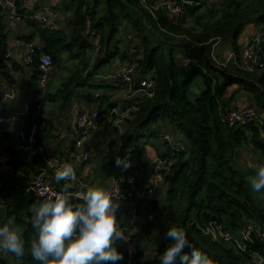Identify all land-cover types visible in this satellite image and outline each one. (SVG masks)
Listing matches in <instances>:
<instances>
[{
	"label": "trees",
	"instance_id": "trees-1",
	"mask_svg": "<svg viewBox=\"0 0 264 264\" xmlns=\"http://www.w3.org/2000/svg\"><path fill=\"white\" fill-rule=\"evenodd\" d=\"M99 3V0H66L64 11L72 12V17L66 21L67 30H50L27 19L25 25L33 32L23 34L20 40L26 45L33 43L36 47L35 62L29 65L36 86L41 77L37 60L42 55L50 56L56 66L64 53H69L71 58L82 54L81 66L76 68L57 93H49V97L44 99H61L64 105L75 89L89 86L93 72L109 64L112 59L131 62L132 58H138L136 79L151 78L157 86L153 96L144 98L138 111L124 120L125 144L144 146L154 138L157 141L154 148L158 154L171 157L173 150L170 143L162 134L150 129L152 124L163 120L180 133L179 139L187 145L186 151L176 155L175 164L162 171L166 184L165 202L153 197L139 198L130 192L132 196L128 200L134 203V215L129 216L126 225L130 230L129 239L115 244L124 257L117 264H160V256L173 243L167 237V231L172 227L183 229L189 243L207 254L213 264H257L259 256L264 258L263 240L254 237L251 242L245 243L243 251H237L231 245L205 235L203 228L213 221H220L232 234L239 235V230L246 223L254 224L257 231L264 227V202L254 197L250 183L256 169L262 165L246 168L235 166L236 153L250 148L264 162V121L245 128H230L224 122L227 107L220 98L229 87L237 85L240 91H245L253 99L257 111H264V68L253 73L236 66L220 68L211 58L217 39L229 42L240 56L242 51L237 41L245 27L253 23L263 28L264 58V0H230L221 7L206 9L203 15L200 14L203 6H186L185 14L193 17L197 25L195 28H187L183 17L176 21V15L163 10L153 15L140 6L138 0H104L103 13L98 7ZM18 10L21 14H29L26 9ZM125 26L138 39L134 56L120 45L122 38L119 34ZM0 29V82L13 84L14 73L22 71L23 67L9 57L8 33L1 25ZM99 31L102 46L100 56L93 70L87 71L90 65L85 55L94 49L91 33ZM177 37L182 42L174 44ZM193 42L201 46L188 52ZM180 47H184L185 54L198 63L187 69L181 67ZM208 69L219 74L221 84L218 88L216 85L214 88L215 81L209 77ZM196 77H205L208 86L199 96L191 99L189 92ZM91 98L87 97L88 100ZM114 106L104 100L100 114L108 113ZM42 110L38 111L31 105L29 114L23 118V130L37 127L36 143L39 149L43 145L40 133ZM116 152L117 144L113 141L103 160L107 175L111 177L121 176L115 162ZM45 159L41 154L33 155L32 163L40 169L38 173L47 166ZM29 181L27 175H20L16 171L0 176V211L5 214L6 220L16 221L24 231L25 252L22 257L16 258L22 264H40L30 252V243L37 238L31 217L32 206L45 198L26 194ZM129 245L134 248L132 253L128 251ZM149 247H156V250H153L154 256L147 259ZM184 251L190 252L191 249L185 248ZM0 264L8 262L0 258Z\"/></svg>",
	"mask_w": 264,
	"mask_h": 264
},
{
	"label": "built area",
	"instance_id": "built-area-1",
	"mask_svg": "<svg viewBox=\"0 0 264 264\" xmlns=\"http://www.w3.org/2000/svg\"><path fill=\"white\" fill-rule=\"evenodd\" d=\"M38 1V0H34ZM140 6L148 10L153 15L156 11L163 10L170 13L173 16H182L185 13L186 6H194L195 2L186 1V0H163L155 1L153 0H138ZM0 5L2 6V15L1 20L9 24L22 25L25 24L27 19L35 21L36 23L42 25L44 28L50 30H67V25L65 22V16L61 11H54L42 5L39 9L30 8L29 14H21L18 10V0H1ZM64 22V23H63ZM1 30V29H0ZM91 37L93 39L92 45L94 49L99 54L101 52V32H92ZM263 34L262 35H253L249 40L248 45L242 50L240 56L233 49L229 50L226 58L223 61H219L215 57V52L212 50L211 58L214 62H217V65L220 68L239 67L240 69L253 73L256 70L264 68V58L262 55V44H263ZM216 47L220 43V39H217ZM201 46L199 43L189 47L190 50L195 49V47ZM213 47V49H214ZM27 53L23 56V63L25 65H32L35 62V49L33 43L26 45ZM135 50L130 51V55L134 56ZM37 61H39V67L41 71V77L37 83L38 92L32 100L25 102L24 111L20 113H15L10 119L13 121L17 117H25L30 112L31 105H34L38 111L43 109V102L46 95V90L49 87V82L51 80L52 74L54 72L55 66L52 58L48 55H42ZM179 65L183 68H189L196 65L198 62L189 54L183 55L179 60ZM138 58H132L131 62H125L119 71L115 75H109L104 77L109 81H113L116 87L128 86L130 90L126 95H124L125 103L124 110L120 112L117 110H112L109 115V121L112 122L113 126L118 131V141L120 145L116 152V158L120 157L125 161L124 164L118 166V170L121 174L119 177H112L113 187L108 192L112 194L114 200H119L128 197H131L132 191L137 195V197H152L155 195L156 191L165 184V178L162 173L167 167H171L176 162V155L179 152L186 151L187 145L182 142L180 139H175L170 135H164V139L167 140L173 153L171 157H157L154 160H139L138 155L141 151V145L137 144H125L124 135L125 127L124 120L131 116L132 113H135L139 109V105L144 98L152 97L157 83L151 78L136 79L138 74ZM17 92L15 87L11 88L10 92L0 95V123L6 120L5 117V102L15 98ZM104 117L107 118L106 115ZM103 115L100 114L98 109L90 111H82L76 120H75V132L78 135V139L75 141L74 149L69 153V160L59 159V158H48L45 159L47 166L40 173L33 176L27 186L26 194H34L40 198H47L52 192H58L62 188L54 186L47 180L46 169L51 168L57 171L65 163H74L79 161L81 163L89 160V152H84L79 154L80 150L83 148L84 141L87 137L95 130L99 129L101 126V121ZM224 122L230 128H245L250 125H255L258 123H263V120L258 117V111L256 106H246L242 108H230L226 111L223 116ZM36 134L37 127L33 126L30 128H25L20 134V140L16 147L17 151H30L33 155L42 154V150L37 148L36 143ZM116 160V159H115ZM0 164H5L4 161L0 159ZM134 172V174H130ZM143 172H148L150 175L151 181L147 182L142 189L137 188V174ZM74 188L70 189L72 192L77 191H86L90 188L89 183L86 180H83L80 176L76 175V180L72 181ZM134 203L130 210L127 213V216L132 217L134 215ZM203 233L209 236L211 239L217 242H224L231 247L235 248L237 251H243L245 249V243L251 242L254 237L260 238L264 241V227L256 230V227L252 223H246L240 230L239 235L232 234L228 231L222 222L213 221L203 228ZM125 236V235H124ZM129 237L125 236V240H128ZM129 253L134 251L132 245L128 246ZM128 264H131L130 262ZM257 264H264V258L259 256Z\"/></svg>",
	"mask_w": 264,
	"mask_h": 264
},
{
	"label": "crops",
	"instance_id": "crops-1",
	"mask_svg": "<svg viewBox=\"0 0 264 264\" xmlns=\"http://www.w3.org/2000/svg\"><path fill=\"white\" fill-rule=\"evenodd\" d=\"M65 1L66 0H38V1L25 0L24 2V0H20V2L24 3L23 5L24 8L22 9H26V12H29L30 8L32 7L37 8L38 6L40 8L42 5H46L47 7H49L54 11H61L62 10L61 6L65 3ZM99 1L100 3H104V0L103 2L101 0ZM155 1H163V0H153V3ZM186 1L195 2L196 6H203V8L200 10V12H202L205 11L206 9L221 7L230 0H186ZM65 13L69 14V16L66 19L67 21L72 17V12L70 11ZM1 15H2V6L0 5V23H1L0 25L5 29V32L8 33L9 57L16 62L21 63L23 70L14 73L15 82L13 84H8L6 81L0 82V95H4L5 93L10 92L11 88L13 87H15L17 92L15 98L5 102L4 115L6 117V120L0 123V159L5 163L3 165L0 164V176H7L16 171L18 172V174L24 176L27 175L29 179H31L33 176H35L38 173V171H40L38 166L32 163L33 154L27 150L26 151L16 150V147L20 140V134L25 127L24 119H23L24 117H17L13 121L10 118L15 113H20L24 111L25 102L28 100H32L37 92L36 83L32 79V68L26 66L22 61L23 56L27 53L28 48H26V44L20 40V37L23 34H31L33 32V29L29 28L25 24L13 25L6 23L4 20L3 21L1 20ZM181 17H183L182 21L184 24H186L187 28L190 27L191 22L194 24L193 25L194 27H190V28L197 27V25L193 22L194 21L193 17L185 13L180 17L176 16L174 20L177 21ZM257 25L259 24L253 23L252 25H248L245 27L242 35L237 41L239 43V47L241 51L248 45L249 40L252 38V36L257 34L256 33V30L258 29ZM10 27H12L13 29H11ZM124 28H127V26H125ZM131 32H132L131 36L136 38L134 32L132 30ZM122 49L125 50L124 48ZM231 49L232 47L231 44L229 43V48L225 50L223 54H221L222 55L220 57L221 60L222 58L223 60L226 58L229 50ZM128 54L130 55V50L128 51ZM64 55H67L69 58H71V56L67 53H64L61 58L65 57ZM80 56H82V54ZM80 56H78L77 58L72 57V59H78ZM99 56L100 53L98 54L95 49L93 50L91 49L86 53L85 59L87 60V62H89L90 65L87 71L93 70L94 66H96L95 64ZM119 60L120 59L118 58L112 59V61L106 65V66L110 65V67L112 68L105 70V72L102 70L103 67L96 70V72H93L94 76L91 78V82H93V84H90L89 86H81V88L75 89L69 101L66 103V105L61 103V99L54 98L53 100H50L53 104H55L52 110L54 109V107L56 108L58 107L57 103L62 104V107L60 108V110L58 109L57 112H52L51 110L50 114H46L44 111L46 107L45 102L43 103L44 108L41 112L43 119V123H42L43 125L40 128L41 143L43 144L40 148L43 152L41 155L46 159L59 158V159L69 160V153L74 149V144L76 143L75 141L78 139V135L76 134L74 129L76 124L75 120L77 116L80 113H82V111H90L96 109L100 111L102 102L104 100L105 103L107 104L115 105L109 110L108 113L105 114L107 118L104 117L102 119L101 121L102 123L99 129L93 131L84 141L85 143L83 145V148L80 150L79 154H83L84 152H89L90 154L89 160L83 163L79 161L70 163L75 171V174L77 176H80L83 180H86L89 183L90 187H101L107 192L111 190V188L113 187V180L111 176L107 175L106 169L104 168L103 165L104 164L103 160L110 151L111 142L116 141L117 149L120 145V141H118V131L115 128V126H113V124L109 121L108 117L112 110H117V111H120L122 109L124 110L125 108L124 105L125 103H127V101H124V95H126L130 90V88H128V86L126 85L121 87H116L113 81L104 79V77H107L109 75H115L119 71L121 66L126 62L123 60L120 61ZM72 67L73 66H65L64 70H60V72L63 71L65 78L69 79L70 75H72L76 70L74 69V71L71 72V70L73 69ZM58 70H59L58 66L56 65L52 75H57L56 73L58 72ZM103 79L105 81L104 82L105 84H103ZM100 85H107V86L101 87ZM87 88L88 89L96 88L100 90H97V92L93 94L91 91L87 90ZM48 89L46 90L45 97L47 96ZM57 91L55 93H57ZM55 93H51V94L54 95ZM88 96L92 97L91 100L87 99ZM220 98L221 100L224 101L227 110L235 107L242 108L246 106L255 105L253 99H251V97L245 91H240L237 85L229 87ZM115 99L118 100L119 105H116L117 103L114 101ZM56 116L59 117L58 118L59 120L55 119ZM44 125H45V129L43 131ZM159 133L162 134V136L170 135L175 139L178 138L175 132L169 134V132L167 133L160 131ZM112 136H114L115 139H113ZM156 142L157 141L154 138H152L147 143H145L144 146L141 147L142 151L140 154V159L144 161L154 160V158L160 156L157 150L154 148V144ZM55 174L56 171L54 169L51 168L46 169L47 180L50 183H52L54 186L63 188L65 184H72V188L75 187L71 180H67V181L62 180L59 183H57L55 179ZM137 179H138L137 188L140 190L142 189L143 186L146 185L147 182L151 181L152 178H150L148 172H143L141 174L140 173L137 174ZM165 191H166V184H163L156 191L155 194L156 195L159 194V196L161 195L164 196ZM114 202L119 205L116 213L118 230H123L124 235L128 236L130 230L128 229V226H126L127 224L125 223L127 222V219L129 220V217H127V213L132 206V202L126 198L114 200ZM153 253H154L153 251L151 253L147 252V259L152 258L154 256Z\"/></svg>",
	"mask_w": 264,
	"mask_h": 264
},
{
	"label": "clouds",
	"instance_id": "clouds-1",
	"mask_svg": "<svg viewBox=\"0 0 264 264\" xmlns=\"http://www.w3.org/2000/svg\"><path fill=\"white\" fill-rule=\"evenodd\" d=\"M117 166L125 163L116 158ZM57 183L75 181L71 164L65 163L55 174ZM254 191L264 190V166L250 179ZM65 184L43 201L32 206L31 224L37 238L30 243V252L40 264H117L123 254L115 246L124 240L117 227V210L112 194L101 187L72 192ZM167 237L173 241L160 256V264H213L209 256L190 244L183 229L172 227ZM26 240L22 228L14 224L0 226V248L22 257ZM190 248V252H185Z\"/></svg>",
	"mask_w": 264,
	"mask_h": 264
},
{
	"label": "rangeland",
	"instance_id": "rangeland-1",
	"mask_svg": "<svg viewBox=\"0 0 264 264\" xmlns=\"http://www.w3.org/2000/svg\"><path fill=\"white\" fill-rule=\"evenodd\" d=\"M90 1H93V0H90ZM103 2V0H101ZM25 2V0H24ZM24 3L23 2H20V0H18V9H22L24 8L23 7ZM98 7H100V12L103 13V8H104V3H99ZM39 7L37 6V8L35 9H38ZM61 11L63 12L64 16L65 17V21L67 19V17L69 16V14H66L65 11H64V8H63V5L61 6ZM206 10L205 11H202L200 12L202 15L205 14ZM209 17V16H208ZM210 18V17H209ZM14 25V24H13ZM194 24L191 22V25L190 27H194L193 26ZM258 29L256 30V33L258 35H262L263 34V28L261 25H257ZM189 27V28H190ZM11 29H13L12 27H10ZM122 39L120 40V45L122 46L121 48H124L125 50L127 51H131V50H135L136 51V47L138 46V39H136L135 37H132V32H131V29L130 28H123V30L121 31V33L119 34ZM180 37H177L176 38V41H174V44L176 43H179V42H182V39H179ZM91 41H93V39L91 38ZM193 46L195 45V43H191ZM229 48V43L228 42H224V41H220V43L214 47L213 51L215 52V57L219 60V61H223V58L221 60V54L224 53L225 50H227ZM180 52L179 53V58L182 57V55H185L186 53V50L184 47H180L179 48ZM189 52V51H188ZM69 54V53H67ZM70 55V54H69ZM65 57L61 58V60L58 62L57 66H58V72L56 73L57 75H52V80L50 82V86H49V89H48V93H47V97H49V93H55L57 90L61 89L62 86H64L63 84L65 82H67L69 79L68 78H65L64 77V73L63 71L60 72V70H64V67L65 66H73L72 71H74V69H76L78 66H80V61L82 59V56H80L78 59H72V58H69L67 55H64ZM71 56V55H70ZM120 61V60H119ZM65 65V66H63ZM76 65V66H75ZM112 67H110V65L108 66H105L102 68V70L105 72V70H108ZM60 72V73H59ZM262 71H260L261 73ZM264 72V71H263ZM211 77V79H214L215 81V84H214V88H215V85L216 87L218 88L219 85L221 84V79L219 77V74L217 72H213L212 70L208 69V72H207ZM219 77V78H218ZM107 81V80H106ZM195 82L192 84L191 86V90L189 92V96L191 99H194L196 98L197 96H199L201 94V92L203 90H205L207 88V83L205 81V77H196V79L194 80ZM104 79H103V84L104 83ZM91 84V82H90ZM93 84V82H92ZM98 85V84H97ZM87 90L91 91L93 94H95L97 92V90H100V89H96V88H87ZM239 93V92H238ZM237 94V93H236ZM117 104L116 105H119L118 103V100H114ZM45 113L46 114H50L53 106L55 104H53L50 100L46 99L45 101ZM113 102V101H111ZM58 104V107H54V109L52 110V112H57L58 109L60 110V108L62 107V104L61 103H57ZM252 105V104H251ZM101 109V108H100ZM104 110H106V112L108 111V107L107 105L104 106ZM121 111V110H120ZM118 111V112H120ZM106 114V113H105ZM103 114V118H104V115ZM258 117L261 118L263 121H264V111H262L261 109H258ZM59 117L56 116L55 119H58ZM61 118V117H60ZM106 118V117H105ZM59 120V119H58ZM112 123V122H111ZM124 126V124H122ZM45 129V125L43 127V131ZM150 129L151 130H155L157 131L158 133L161 131V132H169V134H172L173 132L176 133L177 135V139L179 140V138H181V135L179 132H177L172 126L171 124L168 122V121H163V120H159L158 123H154L150 126ZM113 139H115L114 136H112ZM142 147V146H141ZM139 157V160H142L140 159V154L138 155ZM144 161V160H142ZM150 161V160H148ZM145 162V161H144ZM109 163V162H108ZM262 165L264 166V162H262V158L261 156H259V154L257 152H254L251 148L250 149H246V150H240L236 153V160H235V166L236 167H239V168H246V167H252V166H256V165ZM253 195L254 197H258V200L264 202V190H261L259 192H256V191H253ZM153 198L155 199H158L159 201H162V202H165V197L164 196H159V194H155L154 196H152ZM130 210V209H129ZM126 214V213H125ZM129 217V216H128ZM14 224L16 227L19 228L18 224L16 223V221L14 220H6L5 219V214L0 211V226H3L4 224ZM129 223V220L127 219V222L125 224H128ZM129 229V228H128ZM154 250H156V247L153 248ZM153 249L151 247L148 248V253H151L153 251ZM154 252V251H153ZM0 258H3L5 260H7L8 264H22L21 263V260L16 258V256L12 253H9L5 250H3L2 248H0Z\"/></svg>",
	"mask_w": 264,
	"mask_h": 264
}]
</instances>
